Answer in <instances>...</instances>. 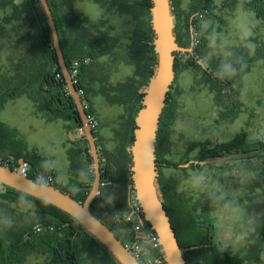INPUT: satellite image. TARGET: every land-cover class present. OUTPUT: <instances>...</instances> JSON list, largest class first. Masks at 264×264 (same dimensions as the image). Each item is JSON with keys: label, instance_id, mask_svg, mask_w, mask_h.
<instances>
[{"label": "rangeland", "instance_id": "rangeland-1", "mask_svg": "<svg viewBox=\"0 0 264 264\" xmlns=\"http://www.w3.org/2000/svg\"><path fill=\"white\" fill-rule=\"evenodd\" d=\"M23 2L16 0L15 8L0 10V97L17 89L31 52L35 53L39 46L32 16L22 6ZM222 2L214 0V5H222ZM248 2L236 0L233 6L215 9L214 18L202 19L211 32L202 37L206 52L200 64L219 77L225 70L229 78L234 71L235 48L244 47L248 59H259L248 64L241 62L239 68L247 69V72L235 83L230 100L206 82L197 69L188 68L176 74L171 96L176 103L175 118L170 125L163 126V158L173 162L198 161L201 145L213 146L236 137H242L248 148H252L250 143L264 142V58L261 57L264 55V21L246 9ZM125 3L129 6L120 4L119 14L124 11L133 14L136 31L143 28V23L145 29L149 27L147 19L141 15L142 8L132 0ZM174 3L181 24L184 15L191 10L192 0H174ZM75 9L81 10L84 16L115 22L114 34L125 29L119 28L126 15L119 19L89 0L77 3ZM183 54L184 58L188 57L187 53ZM138 57L142 60L141 53ZM134 59L138 61V58L130 57V62ZM117 60L118 57L110 58L105 65L99 66L109 74L112 83L121 82L129 70L130 75L133 71L132 64L130 67L121 65ZM95 103L101 110L103 122L107 121V115L111 117L122 112L118 108L109 109L100 99ZM32 108L25 96L7 100L0 108V122L12 125L10 127L28 144L35 133L33 123L38 122ZM157 174L164 185L189 199L196 213L204 215L206 222H210L215 234L225 232L221 241L224 247H219L220 252L224 248L228 253L239 252L250 241L254 218L264 212V159L232 160L199 169L163 167ZM10 208L12 211L5 213L2 219L11 226H23L35 213V205L29 200L11 203ZM205 219L198 217L197 220L204 222ZM80 250L83 264H104L97 254L82 245ZM243 262L254 264L248 260ZM22 264H49V261L46 254L37 252L30 254Z\"/></svg>", "mask_w": 264, "mask_h": 264}, {"label": "trees", "instance_id": "trees-1", "mask_svg": "<svg viewBox=\"0 0 264 264\" xmlns=\"http://www.w3.org/2000/svg\"><path fill=\"white\" fill-rule=\"evenodd\" d=\"M22 6L30 13L33 20V25L39 41V46L36 52H31L30 62L25 67V73L17 87V89L5 92L3 97H0V107L7 99H12L20 95H26L34 104L37 113L44 114L48 119H72L79 129L81 121L75 104L67 91L66 84L60 68L57 63L54 48L52 46V39L50 30L43 13V10L38 0H24ZM136 5L142 8V17L147 19L149 24V72L145 77L143 87H146L148 79L152 74L155 65V54L153 51V31L150 25V8L152 6L151 0H135ZM222 5L215 6L214 0H192L191 10L184 15L182 23L180 24L175 13L174 0H170L171 9L175 17L174 35L175 42L179 47L189 48L191 46L190 26L192 27V35L195 36L198 43L193 44V53H187L188 57L184 58L183 53H174V80L176 74L193 68L202 72L206 82L220 90V94L225 96L228 100L233 96L234 85L239 81L242 75L247 72V69L239 68L241 62L245 64L251 63L259 59V57L248 59L246 57V49L244 47L235 48L233 51L234 64L233 74L228 78L227 72L222 70V76L219 77L210 71L208 68L203 69L200 61L203 60L206 46L203 36L211 32V29L205 26L202 19H210L215 17L214 10L217 8H224L233 6L236 0H222ZM52 15L55 20V9L59 8L61 4H55L52 0H47ZM7 7L15 8V0H0V10ZM246 9L253 12L257 18L264 21V0H249ZM201 16V17H200ZM95 33L87 34L88 50L81 49L77 41H68L63 36L59 38L60 46L64 56L65 63L70 70L73 62L78 61L79 73L78 84L76 89H83L84 102H87L88 108L85 110L86 114L92 113L89 102L86 98L87 89L83 86L81 75L83 70L84 59H94L105 53H109L108 38L105 32H100V22L95 20H86ZM56 24V22H55ZM57 26V25H56ZM71 26V24H69ZM74 27V26H73ZM77 28V26H75ZM65 36V35H64ZM59 37V35H58ZM64 40V41H63ZM70 43V45H68ZM68 47L65 50L64 47ZM64 48V49H63ZM264 58V55L261 56ZM165 98V106L159 118L158 130L155 141V162L156 171L163 167H175L179 164H184L189 161L186 159L181 162H173L162 157L161 147L163 146V126H168L175 118L176 103L172 99L173 83ZM127 83H122L116 88L121 89L126 87ZM131 91V90H130ZM131 93V92H130ZM143 93L138 95V109L141 107V99ZM134 110L130 120V145L133 141V130L135 128L134 117L137 110ZM93 130V133L95 132ZM85 142L84 135L81 137ZM252 148H248L246 142L242 137H236L230 141L215 144L213 146L201 145L198 152V160H207L217 158L232 153H257L251 157L235 159V161H247L259 159L264 157L263 141L250 143ZM24 145L20 140L16 139L15 133L0 122V163L15 169L18 159L21 158V151ZM88 161L91 162L89 154H87ZM10 161L7 162V160ZM131 165V158H130ZM229 162V161H228ZM189 167L194 168L191 164ZM50 176L49 172L43 171L40 174H34L29 169L27 177L41 183H47L46 176ZM158 174L156 178L157 188L162 196L163 208L169 217L171 227L175 233L178 245L182 250V256L185 264H198L199 261H204V264H244L243 261L248 260L253 263H261L264 260V224H260L258 218H254L252 223L253 233L248 248H242L236 253L220 252L219 250L207 247L208 231L211 225H204L199 223L194 215L196 209L190 204L189 199L178 195L171 186L164 185L160 180ZM93 180V173L90 174L89 182L82 188L72 187L60 189L63 193L70 195L76 201L82 203L87 196L91 183ZM104 178H101L103 183ZM53 186V181L49 183ZM2 186V193H0V264H22L25 259L32 253L41 252L47 255L49 264H83L82 253L80 245L88 249L89 252L97 254L98 258L104 264H118L110 254L91 236L89 235L77 222L61 210L39 200H35L25 194L17 192L6 186ZM131 187V182H130ZM99 196H96L92 202V214L100 220L107 228H109L114 236L126 246L134 241V232L130 223L126 222L125 218L130 211L128 202L123 203L120 207L125 211L124 217L119 221L123 229H125V237L115 231V229L107 224V221L99 214L94 212L93 206L96 204ZM32 201L35 205V213L31 220L24 223L21 227L11 226L2 219L3 215L11 210L10 204L19 201ZM12 211V210H11ZM205 219V216H203ZM264 221V220H263ZM206 222V219L204 220ZM208 222V221H207ZM39 225L41 230L39 232L33 231V226ZM146 226L149 225L146 223ZM261 236V237H260ZM154 252H150L146 256L154 264ZM141 262V261H140ZM163 264V263H161Z\"/></svg>", "mask_w": 264, "mask_h": 264}, {"label": "crops", "instance_id": "crops-1", "mask_svg": "<svg viewBox=\"0 0 264 264\" xmlns=\"http://www.w3.org/2000/svg\"><path fill=\"white\" fill-rule=\"evenodd\" d=\"M52 1L58 5L61 4L54 12V21L57 25L59 38L63 36L68 41H77L81 49L88 50L87 34H94L95 30L86 20L100 22L99 31L105 32L108 38L107 49L109 53L91 59L88 63H82L81 80L83 86L87 89L86 98L95 116L94 138L101 178H104L100 192L97 195L99 196L98 200L93 206L94 212L101 215L107 221V224L112 226L121 237H125V229L119 221L124 217L125 211L120 205L127 203L130 190L131 115L134 110L138 109L137 98L139 94L143 93L145 88L143 87L144 79L150 69L149 27L147 26L145 29L143 23V28L136 31L134 15L127 11H124L121 15L119 14V5H126L125 2L128 0H89L100 7L106 8L108 12L119 19L121 16L126 15L119 28L124 27L125 29L119 30L118 34L113 33L114 24L116 26V23H113L110 19L103 17L91 18L84 16L81 10L75 9V5L83 0ZM132 1L136 4L135 0ZM136 32H139L140 35L138 36ZM68 47L65 46V50ZM137 51H140L142 60L139 59L140 53L138 54ZM114 57H118V64L129 67L132 64L133 71L130 75L129 70L122 77L121 82L112 83L108 79L110 78L109 74L105 73L104 69L99 68V66L105 65L110 58ZM130 57L136 58V60L138 58V61L134 59V62H130ZM122 83H127L126 87L117 89L116 87ZM115 84L116 87H114ZM21 96H25L31 102L32 114L38 121L33 123L35 133L31 144H28L13 127H10L12 125L1 122L15 133L17 140L23 143L24 149L21 151L20 159L28 162L30 170L34 174H40L43 171L49 172L53 186L60 189L68 188L70 185L77 188L84 187L89 182L93 168L92 162H89L87 157V154H89L87 143L79 135L74 121L63 118L48 119L44 114L35 111L34 104L26 95L7 100L13 101ZM97 99H100L101 103L109 109L118 108L122 112L111 115V117L107 115V121L103 122L101 110L95 103ZM6 101L0 108L5 105ZM20 159H18L17 164H19ZM8 161H10V158Z\"/></svg>", "mask_w": 264, "mask_h": 264}, {"label": "water", "instance_id": "water-1", "mask_svg": "<svg viewBox=\"0 0 264 264\" xmlns=\"http://www.w3.org/2000/svg\"><path fill=\"white\" fill-rule=\"evenodd\" d=\"M45 15L52 46L57 63L63 75L66 88L78 111L81 129L87 143L93 168V180L87 196L82 203L70 195L46 183L22 176L18 170L0 163V185L25 194L35 200L45 202L74 219L91 235L118 264H139L129 250L118 240L113 232L98 220L91 211L94 198L101 187V170L93 130L86 119L82 100L72 83L69 69L65 63L56 24L47 0H38ZM150 25L153 31V51L155 65L147 85L143 90L141 107L134 118L133 141L130 147V182L135 197L142 208L143 220L157 235L164 264H185L169 217L163 208L162 198L157 188L158 176L155 162V141L159 118L165 106V98L174 80V53H193V42L189 48L179 47L175 42V17L170 0H151ZM192 40V27L189 28ZM262 152V151H261ZM257 153H232L202 161H189L178 167L186 168L190 164L208 166L221 164L240 158H247ZM23 161L20 159L19 164ZM128 202V200H127Z\"/></svg>", "mask_w": 264, "mask_h": 264}, {"label": "built area", "instance_id": "built-area-1", "mask_svg": "<svg viewBox=\"0 0 264 264\" xmlns=\"http://www.w3.org/2000/svg\"><path fill=\"white\" fill-rule=\"evenodd\" d=\"M192 42L193 44L198 43L194 35H192ZM83 61L85 63H88L90 60L84 59ZM79 64L80 63L78 61L73 62L69 70L70 77L74 86L78 84ZM76 91L78 96L82 100L84 110H86L88 108V104L82 99V97L84 96L83 89L79 88L76 89ZM86 119L91 128L94 129L96 127V121L93 113L86 114ZM78 133L81 137H83L84 133L81 128L78 129ZM29 169L30 166L28 162L22 161L20 164H17L14 170H18L19 174L22 176H27ZM46 181L49 185V183L52 182V177L49 175L46 176ZM127 200L130 211L126 215L125 220L132 226L134 232V241L130 242L125 247L136 258L139 264H154L151 260L146 258V256L149 255L150 252H154L155 257L153 258H156V264H164L157 235L150 229V227L146 226V222L143 220L142 208L135 197V193L132 187H130V190L128 192ZM32 229L34 232H39L41 230V227L39 225H35Z\"/></svg>", "mask_w": 264, "mask_h": 264}, {"label": "flooded vegetation", "instance_id": "flooded-vegetation-1", "mask_svg": "<svg viewBox=\"0 0 264 264\" xmlns=\"http://www.w3.org/2000/svg\"><path fill=\"white\" fill-rule=\"evenodd\" d=\"M262 152L261 153H263L264 152V148L261 150ZM259 159H264V157H260ZM199 161V160H198ZM189 162V161H188ZM185 164V163H184ZM179 165H181V164H179ZM191 165V164H190ZM189 165V166H190ZM193 165V164H192ZM178 166V165H177ZM188 166V167H189ZM194 166V168L195 169H199V168H201V166H195V165H193ZM190 168V167H189ZM161 198H162V196H161ZM162 201H163V199H162ZM194 215L196 216V219H198V217H200V218H203V216L204 215H202V214H199V213H196V211L194 212ZM256 218H258L259 220H260V224L261 225H263L264 224V212H261L259 215H257L256 216ZM198 221V220H197ZM199 223H203L204 225L207 223V225L209 226V225H211L210 224V222H200V221H198ZM224 231H222L221 233H214V231H213V229L211 228V229H209V231H208V237H207V244H206V246L207 247H210V248H212V249H216V250H220V248L222 247H224V245L222 246V244H221V241L224 239ZM261 237V236H260ZM263 239V241H264V237L262 238ZM245 247L244 248H248V242L246 243V245H244ZM220 247V248H219ZM242 249V248H241ZM221 250H223L222 251V253L223 252H227L226 250L227 249H221ZM228 253V252H227ZM264 263V260L261 262V263H254V264H263ZM198 264H204V261H199L198 262Z\"/></svg>", "mask_w": 264, "mask_h": 264}]
</instances>
